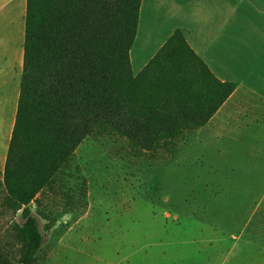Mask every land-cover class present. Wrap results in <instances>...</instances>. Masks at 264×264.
Returning a JSON list of instances; mask_svg holds the SVG:
<instances>
[{
	"label": "rangeland",
	"instance_id": "rangeland-1",
	"mask_svg": "<svg viewBox=\"0 0 264 264\" xmlns=\"http://www.w3.org/2000/svg\"><path fill=\"white\" fill-rule=\"evenodd\" d=\"M11 28L1 29L9 35L1 38L0 56L20 48ZM6 57L0 256L17 264L24 219L22 209L6 205L2 178L17 105L8 81L15 82L18 66ZM216 123L148 152L117 136L87 137L29 204L42 234L35 264H264V128L230 138L229 121L221 134Z\"/></svg>",
	"mask_w": 264,
	"mask_h": 264
},
{
	"label": "trees",
	"instance_id": "trees-1",
	"mask_svg": "<svg viewBox=\"0 0 264 264\" xmlns=\"http://www.w3.org/2000/svg\"><path fill=\"white\" fill-rule=\"evenodd\" d=\"M141 0H26L19 96L2 183L22 209L17 264H35L42 234L29 204L87 137L117 136L139 151L203 128L236 87L175 30L134 74ZM0 264H14L0 256Z\"/></svg>",
	"mask_w": 264,
	"mask_h": 264
},
{
	"label": "crops",
	"instance_id": "crops-1",
	"mask_svg": "<svg viewBox=\"0 0 264 264\" xmlns=\"http://www.w3.org/2000/svg\"><path fill=\"white\" fill-rule=\"evenodd\" d=\"M25 7L26 0H0V42L9 35L4 36L1 29L9 25L13 32L17 29L20 45L0 56L6 60L9 55L18 66L12 75L15 82L8 81L9 98L17 101ZM177 29L217 78L237 84L208 123L216 119L215 128H222L221 134L229 121L230 138L241 131L250 132L251 126L264 128V0H141L137 33L129 52L135 75ZM249 118L254 122L243 121Z\"/></svg>",
	"mask_w": 264,
	"mask_h": 264
}]
</instances>
